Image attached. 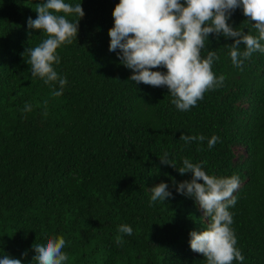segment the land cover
Segmentation results:
<instances>
[{
	"label": "trees",
	"instance_id": "1",
	"mask_svg": "<svg viewBox=\"0 0 264 264\" xmlns=\"http://www.w3.org/2000/svg\"><path fill=\"white\" fill-rule=\"evenodd\" d=\"M43 2L0 0V258L36 264L32 245L62 236L65 264H206L189 233L206 230L210 218L172 183L191 180L177 171L188 158L208 175L239 176L228 209L236 247L242 264H264V53L237 68L234 41L210 34L201 55L216 51L212 70L225 80L180 111L166 86L135 84L118 50L108 51L119 0H65L81 3L84 16L66 17L79 20L78 33L57 49L53 67L67 84L54 96L58 82L34 78L25 52L46 38L27 26ZM228 23L258 35L240 8ZM182 134L205 140L186 145ZM213 135L219 141L209 149ZM164 152L177 170L160 163ZM161 182L173 198L151 202L148 189ZM124 224L131 236L118 231Z\"/></svg>",
	"mask_w": 264,
	"mask_h": 264
},
{
	"label": "clouds",
	"instance_id": "2",
	"mask_svg": "<svg viewBox=\"0 0 264 264\" xmlns=\"http://www.w3.org/2000/svg\"><path fill=\"white\" fill-rule=\"evenodd\" d=\"M237 8L242 10L258 35L245 34L228 23ZM35 12L36 19L29 17L27 26L42 32L46 38L25 51L30 57L32 76L45 84L58 82L59 90L54 89L52 95L61 96L67 79L59 76L53 67L60 63L57 49L71 44L77 37L79 20L70 22L66 17L76 14L80 19L84 11L81 3L73 6L65 0H44L36 5ZM112 17L108 51L118 50L117 58L132 71L129 80L135 84L166 86L173 97L171 103L180 111L195 107L207 91L221 86L225 80L223 75L217 78L212 70L214 62L219 60L216 51H208L206 57L201 55L210 34L234 41L228 47L231 62L237 68L242 69L253 53H264L261 43L264 41V0H183V3L181 0H119ZM161 67L166 71L152 70ZM30 110L31 106L25 105L24 111ZM180 140L187 145L203 142L205 137L182 134ZM218 141L219 137L213 135L208 140V148H213ZM168 157L169 153L164 152L160 163L177 170L176 162ZM182 164L178 173H191V180L179 183L173 180L175 191L194 198L203 215L210 218L206 230L189 233L190 249L202 254L206 264H233L234 260L242 264L244 256L236 247L237 238L231 228L233 215L228 210L236 204L233 193L240 186L239 176L217 178L208 175L201 164L192 163L188 158H184ZM148 190L151 202L173 198L169 185L163 182ZM118 231L128 236L133 234L132 227L126 224L120 225ZM116 243H123L121 236L116 237ZM65 244L62 236L43 244L34 243L33 260L36 264H65L69 260L62 251ZM0 264H21V260L4 255Z\"/></svg>",
	"mask_w": 264,
	"mask_h": 264
}]
</instances>
